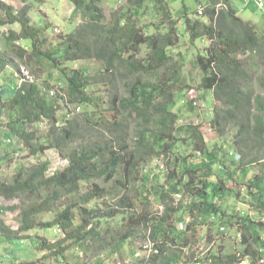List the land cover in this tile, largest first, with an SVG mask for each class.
<instances>
[{
  "label": "trees",
  "instance_id": "trees-1",
  "mask_svg": "<svg viewBox=\"0 0 264 264\" xmlns=\"http://www.w3.org/2000/svg\"><path fill=\"white\" fill-rule=\"evenodd\" d=\"M22 1L24 4L16 8L0 0V25L19 27L18 31L9 29L0 49V76H6L0 87V128L7 126L14 131L10 123L23 126L47 120L49 126L44 133L23 127L15 134L33 154L54 148L68 164L48 175V162L38 161L19 168L10 183L0 181L1 197L23 198L19 228L13 230L0 219V239L12 241L22 233L53 228L63 237L53 244L41 238L36 247L63 255L74 246L87 249L90 239H98V227L119 218L114 231L111 226L104 231L112 240L108 236L106 244L114 243L119 248L142 232L144 241L157 249L148 258H140L143 264H237L246 255L264 257L260 232L264 221L242 216L237 208L235 214L228 215L224 206L229 199L241 198L256 213L264 214V165L255 175L249 173L264 162V36L258 35L254 24L237 14L231 0H207L201 15L198 10L194 13L197 17L186 14L184 20V31L191 42H208L204 54L195 57L194 65L202 72L200 87L212 90L215 105L210 128L218 135L230 128L235 132L231 140L234 155H229L230 149L209 147L200 126L177 125L173 109L177 98L169 78L164 82L134 78L127 84L125 95H111L107 109L111 113L101 116L93 109L88 89L105 81L114 85L106 73L128 67V73L150 74L170 67L172 37L178 35L173 36L177 20L166 0H126L127 11L113 13L110 19L103 0H68L73 5L72 15L80 14L83 21L74 32L57 37L61 40L59 47L49 52L40 49L45 40L29 14L30 2L45 0ZM146 2L161 14L160 24L138 26L136 13ZM153 24L159 31L166 26L168 32L154 34ZM19 41L24 45L17 44ZM142 47L146 53L139 61L135 56ZM32 58L46 59L56 68L63 62L82 59L100 63L101 69L95 74L80 68L61 69L68 102L77 110L83 106L90 109L72 118L68 113L60 116L56 95L47 98L43 84L26 79L19 83L18 73L6 69L19 71L14 60ZM6 110L11 111V120L5 116ZM129 117L139 121L132 146L128 144ZM181 133L192 149L189 155L182 151L183 146H176ZM160 157L167 170L164 183L144 171L150 159ZM236 184L244 188L242 195L235 190ZM61 199L64 202L52 220L38 219ZM94 200L103 207H86ZM226 225L241 233L239 248L201 256L195 247L198 228H206V241L211 243L214 233L222 232L220 227ZM105 238L100 236L103 242Z\"/></svg>",
  "mask_w": 264,
  "mask_h": 264
},
{
  "label": "rangeland",
  "instance_id": "rangeland-1",
  "mask_svg": "<svg viewBox=\"0 0 264 264\" xmlns=\"http://www.w3.org/2000/svg\"><path fill=\"white\" fill-rule=\"evenodd\" d=\"M6 3H10L16 8L21 7L24 3L22 0H3ZM171 11L172 16L177 20V31L176 38H173L174 46L173 49V60L170 67L160 69L156 73L140 74V73H128V67H122L118 71L112 73H106L107 76L112 77L114 85L108 81L101 82L89 88L90 95L93 99V109L96 112L101 113V116L111 113L109 108V102L111 95L116 92L121 95L126 94L127 84L134 78L141 79L144 81H161L164 82L166 78L171 79L173 89L175 90V97L177 98L173 109L177 114V125L181 126L184 124L198 125L202 129V133L205 141L209 147L217 145L222 150H231V140L234 135L233 129H228L223 135H218L217 132L210 128V121L214 117V99L212 90H205L200 87L202 78V72L198 67L194 65V59L198 54H204V49L207 47L208 42L198 39L194 42L190 41L187 33L184 31V20L185 15H194L195 11H204L208 1L207 0H166ZM264 3V0H261ZM31 3L30 17L32 25L41 29V38L45 40L40 49L44 51H54L59 47L60 41L57 37H64L65 34L72 33L76 28L81 25L83 18L80 14L72 15L73 5L68 0H45L43 3H37L35 1ZM231 4L235 9L241 10L245 19H249L250 23L254 24L256 31L259 36H264V8L258 7L255 1L246 0H231ZM104 12L108 19L113 13L127 11L126 0H103ZM136 21L140 27L143 24L156 23L160 24L161 14L157 13V9L150 2H146L141 6V9L136 13ZM202 13L198 12V15ZM197 17V15H194ZM0 17L2 15L0 14ZM162 24V23H161ZM153 33L162 34L168 32V28L163 26L159 31L155 24L151 25ZM19 30L17 24L12 26H1L0 25V49L2 47V41L7 37L9 29ZM24 45V41H19L17 44ZM146 49L142 47L141 52L135 56V59L143 61L145 57ZM14 53H11V55ZM15 55V54H14ZM57 57L60 56L58 52L55 53ZM16 59V58H14ZM14 63L19 67V71L14 68L7 67L18 73L20 76H26L27 80L36 81L38 84H43L45 89V95L47 98L55 97L51 96L49 90L54 89L56 93L57 103L60 105L58 115L64 116L66 113L69 114L70 118L74 117L78 113L84 112L88 107H80V110L74 109V106L68 102L66 92L63 90L66 87V80L63 76L62 68H80L86 69L88 73L95 74L101 69V64L93 59H82L73 62H63L56 68L50 61L36 60L32 58L31 61H16ZM21 70L23 72H21ZM28 75V76H27ZM103 76V74H101ZM3 78L6 79L5 74L0 76V87L3 85ZM5 116L11 120V111L6 110ZM14 118V117H13ZM129 131L130 135L128 138V144L132 146L134 143V133L138 128L139 121L133 117H129ZM62 122L59 123L61 125ZM14 126V131L11 127L1 126L0 128V181L10 183L12 177L18 172L19 168H27L38 161H47L48 170L47 174L50 175L56 171L62 170L67 164V160L60 157L57 150L54 148H48L43 152L33 154L29 149L25 148L22 141L16 136V130H20L24 127L27 131L35 132H46L48 128V121L44 120L39 124H21L10 123ZM93 133L91 128H88ZM186 135L181 133L179 136V144L177 148L182 147V151L189 155L192 153V149L187 140H184ZM5 157V159H3ZM264 162L257 164L254 169L250 170L251 175H255L263 168ZM144 171L149 175H157L160 183L165 182V175L167 173L165 167V160L160 158L150 159L144 166ZM237 178L240 181V174ZM106 186V184H105ZM107 186H110L109 184ZM111 187V186H110ZM235 190L244 193V188L241 184H236ZM22 197L7 200L0 196V219L4 221L11 229L17 230L20 225V204ZM237 200V201H236ZM64 200L58 202L53 206L51 212L43 213L38 216L40 221H50L53 218L54 212L60 208L59 204ZM137 205H139L137 203ZM226 213L228 215L235 214V211L244 212V216H248L255 219L264 221V214H258L250 206L248 202H245L241 198L231 200L229 199L224 204ZM89 209L92 207H103L100 201H92L86 205ZM237 208V209H236ZM158 209L156 206L155 210ZM236 209V210H235ZM241 211V212H242ZM79 217L76 218L78 223ZM119 218L110 221V224H103L97 228L99 232L98 239H90L87 244L88 248L84 249L81 246H74L68 249L63 255H56L54 251L44 250L37 248L36 242L41 238L47 243L53 244L63 237L60 233L54 232L53 228L36 229L30 233H22L21 236L12 241H4L0 239V264H117L122 263H133L143 264L140 262V257L148 252V248H145L148 242L144 241L142 232L138 233L132 241L120 245L119 248L116 244H106L109 233H104L109 226L112 230L116 228V221ZM89 228V227H88ZM222 232L214 233V241L211 243L206 241L207 230L205 227H200L197 230L198 241L195 244L197 246L198 253L202 256L205 252L207 254L221 255L228 252H234L235 248H239V243L235 239L237 233L236 228L226 225L223 227ZM57 231V230H56ZM264 238V229L260 231ZM234 234V235H233ZM29 235V236H27ZM105 235V241L100 240V236ZM111 235V234H110ZM217 238V241L215 239ZM109 240L110 239L109 236ZM106 244V247H105ZM219 244L221 247H219ZM195 251V248H193ZM99 252V254H96ZM139 252L140 256H135Z\"/></svg>",
  "mask_w": 264,
  "mask_h": 264
},
{
  "label": "built area",
  "instance_id": "built-area-1",
  "mask_svg": "<svg viewBox=\"0 0 264 264\" xmlns=\"http://www.w3.org/2000/svg\"><path fill=\"white\" fill-rule=\"evenodd\" d=\"M246 1H252V0H246ZM253 1H255L257 3V5H258L259 8H261V9L264 8L263 1H261V0H253ZM50 94L51 95H54L55 94L54 93V90H51L50 91ZM229 154L230 155H233V152L230 151ZM238 210H240V209L238 208ZM241 211H240V214L242 216H244L243 215L244 212L243 211L241 212ZM188 220L189 219H187V221ZM220 230H224V228L223 227H220ZM235 239H236L237 242H240V240H241V233L239 231L235 234ZM150 247H151L150 250L154 249V248H152V245H150ZM154 252H157V249H154ZM237 256H240V252H238V251H237ZM118 264H121V263H118ZM191 264H200V263L196 261V262H193ZM237 264H264V257H256V258H253L250 255H246V256L240 257V259L237 262Z\"/></svg>",
  "mask_w": 264,
  "mask_h": 264
},
{
  "label": "clouds",
  "instance_id": "clouds-1",
  "mask_svg": "<svg viewBox=\"0 0 264 264\" xmlns=\"http://www.w3.org/2000/svg\"><path fill=\"white\" fill-rule=\"evenodd\" d=\"M199 12L202 13L201 11H199ZM23 71H24V70H23ZM23 71L21 70V72H23ZM18 76H19V75H18ZM27 76H28V75H27ZM25 79H26V76H23V75L20 76V77H19V83L22 82V80H25ZM26 80H27V79H26ZM50 91H51V90H50ZM50 91H49V92H50ZM50 95H51V94H50ZM55 95H56V93H55L54 95H51V96H55ZM78 110H79V109H78ZM231 152H233V150H231ZM229 153H230V152H229ZM229 155H230V154H229ZM233 155H234V154H233ZM53 230H54V232H56L57 234L60 233V232H57L56 229H53ZM60 234H62V233H60ZM146 242H148L149 245H147V246L145 247V248H148V252L144 255V257L148 258L149 255H150L152 252H154V249H155V248L152 247V248H154V249L150 250V248H151V247H150L151 243H149V241H146ZM154 253H157V252H154ZM139 254H140V253L137 252V253L135 254V256H136V257H137V256H140ZM140 258H142V257H140ZM118 263H121V264H129V263H122V262H118ZM118 263H117V264H118ZM192 263H193V262H192ZM190 264H191V263H190Z\"/></svg>",
  "mask_w": 264,
  "mask_h": 264
},
{
  "label": "crops",
  "instance_id": "crops-1",
  "mask_svg": "<svg viewBox=\"0 0 264 264\" xmlns=\"http://www.w3.org/2000/svg\"><path fill=\"white\" fill-rule=\"evenodd\" d=\"M230 3H231V1H230ZM232 5V4H231ZM233 6V5H232ZM234 7V6H233ZM237 10V14L242 18V19H244V20H249V19H245V17L243 16V14H242V12H241V10H239V9H236ZM255 24V23H254Z\"/></svg>",
  "mask_w": 264,
  "mask_h": 264
},
{
  "label": "bare ground",
  "instance_id": "bare-ground-1",
  "mask_svg": "<svg viewBox=\"0 0 264 264\" xmlns=\"http://www.w3.org/2000/svg\"><path fill=\"white\" fill-rule=\"evenodd\" d=\"M60 231V230H59ZM234 235V234H233Z\"/></svg>",
  "mask_w": 264,
  "mask_h": 264
}]
</instances>
